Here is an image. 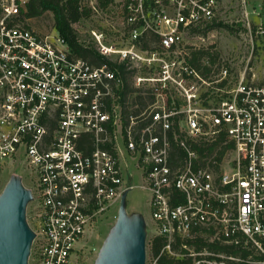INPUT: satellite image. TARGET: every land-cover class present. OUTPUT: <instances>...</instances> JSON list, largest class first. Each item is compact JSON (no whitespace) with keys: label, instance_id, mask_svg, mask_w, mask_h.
I'll return each mask as SVG.
<instances>
[{"label":"built area","instance_id":"1","mask_svg":"<svg viewBox=\"0 0 264 264\" xmlns=\"http://www.w3.org/2000/svg\"><path fill=\"white\" fill-rule=\"evenodd\" d=\"M34 1L0 0V170L21 161L32 181L30 264H71L87 228L133 188L124 159L140 172L153 236L164 239L151 264L161 254L183 264L236 260L197 249V238L244 239L264 255V84L251 66L245 1L249 51L235 82L234 59L214 61L213 45L199 68L192 63L222 0H118L120 35L90 31L99 64L77 57L55 29L28 27ZM78 5L101 9L99 0ZM137 94L153 101L141 108ZM221 136L218 146L230 147L219 160L208 149Z\"/></svg>","mask_w":264,"mask_h":264},{"label":"rangeland","instance_id":"2","mask_svg":"<svg viewBox=\"0 0 264 264\" xmlns=\"http://www.w3.org/2000/svg\"><path fill=\"white\" fill-rule=\"evenodd\" d=\"M118 0H112L104 9L101 8L97 13H90L87 18L79 20L73 24L72 27L77 35L79 41L84 45L91 46L96 50L95 44L92 41L91 30H105L113 33V37L117 38L120 33V14ZM246 10L249 13L248 23L253 37V51L251 66L256 71V81L264 84V35L256 34L258 26H263V18L261 16L264 10V0H244ZM222 8L220 9L219 24L211 31L200 34L204 41L196 40L201 49L212 46L214 53V61L222 60L225 57L234 59L233 68L231 70L233 80L234 76L238 75L239 71L244 69V62L248 56L247 38H246V21L243 16L242 0H222ZM252 11L254 13H252ZM28 27L32 30L48 34L54 30V20L50 12H45L39 17L28 19ZM211 34L214 36L211 37ZM212 43V44H211ZM211 49V48H210ZM130 77H127V84L131 85ZM220 146H217V150ZM232 154L228 153L223 156V162L230 159ZM123 166L126 167L125 172L131 173V178H125L126 185H133V188L128 190L126 196V211L128 214L139 213L143 215L146 221V243H145V264H151L152 258L149 251V242L154 237L152 231V224L150 221V192L143 188V179L140 172L135 168L134 162L130 159L122 161ZM11 176H18L21 179L23 186L32 189V181L26 175L24 166L21 161L9 162L5 164L0 170V192ZM120 201V199H119ZM119 201L115 202L113 207L104 215H100L95 219L86 233L80 244L78 251L72 257L71 264H94L100 247L107 236L109 230L113 226L117 218ZM29 203L26 207V219L29 225L32 222L29 218ZM30 264V259L28 260Z\"/></svg>","mask_w":264,"mask_h":264},{"label":"water","instance_id":"3","mask_svg":"<svg viewBox=\"0 0 264 264\" xmlns=\"http://www.w3.org/2000/svg\"><path fill=\"white\" fill-rule=\"evenodd\" d=\"M125 190L117 218L105 237L94 264H145L146 221L126 211ZM31 190L11 176L0 192V264H28L34 232L26 219Z\"/></svg>","mask_w":264,"mask_h":264},{"label":"trees","instance_id":"4","mask_svg":"<svg viewBox=\"0 0 264 264\" xmlns=\"http://www.w3.org/2000/svg\"><path fill=\"white\" fill-rule=\"evenodd\" d=\"M112 0H99V6L101 8H105L111 3ZM45 12H50L52 14L54 20V29L57 34L65 41L68 48L77 56L84 60L89 61L92 64H99L101 59L99 58L96 51L89 45L82 44L72 27L73 24L77 23L79 20L83 18H87L89 16V11L85 9H79L78 0H36L26 7L25 18L31 19L36 18L44 14ZM263 18V26H264V10L261 14ZM219 24L208 25L202 31L205 33L209 30L214 29ZM208 56V53L204 50H199L193 55L192 63L197 68L200 67L199 60L203 57ZM123 70V67H120ZM131 94L132 91H131ZM139 103V107H143L146 103H151L153 101V97L146 96L143 97L141 94H137L134 97ZM223 137L221 136L217 143L213 146L209 147L208 153L212 152V150L221 143ZM230 145L220 147L218 151V159L222 157L226 148H229ZM202 152V150H200ZM130 179V178H128ZM244 239L239 245L225 246L218 245L215 243H206L203 239L197 238L194 241L195 247L198 249L203 246H207L209 250L232 256L236 260L233 262H229L230 264H253V261L263 262L264 255L255 253L254 250L248 245L243 244ZM164 245V239L161 237H153L149 242V251L151 257H156L161 248ZM183 261L175 260L167 257L166 255L161 254L157 260V264H183ZM261 264V263H259Z\"/></svg>","mask_w":264,"mask_h":264}]
</instances>
